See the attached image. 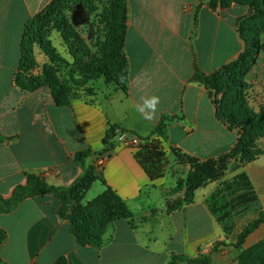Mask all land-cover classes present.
I'll use <instances>...</instances> for the list:
<instances>
[{
  "label": "crops",
  "instance_id": "obj_1",
  "mask_svg": "<svg viewBox=\"0 0 264 264\" xmlns=\"http://www.w3.org/2000/svg\"><path fill=\"white\" fill-rule=\"evenodd\" d=\"M56 1L0 0V198H10L31 175L45 176L53 186H72L84 173L77 155L91 152L85 165L95 166L93 182L81 203L111 188L132 217L114 221L101 247L80 245L59 214L56 197L28 198L13 212L0 214V227L8 234L0 245V264H56L60 259L66 264H170L173 256L200 255L209 256L211 264H240L241 255L264 240V223L241 247L221 245L233 235L225 226L237 229L244 223L232 216L221 224L211 212L207 200L222 184L199 188L194 202L175 212L167 209L185 198L190 169L175 160L173 150L206 162L236 144L238 135L219 119L208 88L194 79L212 76L244 52L241 30L252 16L250 7L222 6L219 0H128L127 90L112 99H77L62 107L47 88L29 92L17 83L27 24ZM153 95L160 97L157 118L147 121L136 106ZM163 121L169 165L162 178L152 180L133 149L115 140L106 149L112 127L116 135L125 131L148 138ZM259 142L264 147V138ZM102 152L106 162L97 167ZM240 172L249 176L264 208V154L241 165ZM243 205L231 202L234 210Z\"/></svg>",
  "mask_w": 264,
  "mask_h": 264
},
{
  "label": "trees",
  "instance_id": "obj_2",
  "mask_svg": "<svg viewBox=\"0 0 264 264\" xmlns=\"http://www.w3.org/2000/svg\"><path fill=\"white\" fill-rule=\"evenodd\" d=\"M72 0H57L49 8L31 19L28 24L24 35V41L22 45V62L19 75L17 76V83L26 91L32 92L38 89L47 88L57 105L66 107L70 106L72 101L81 99L82 95L79 94L75 88L76 85L83 82L74 74V63L66 60L53 46L48 35L43 34L41 37L33 38L31 36V30H49L52 18L57 16L62 6L67 5ZM116 4L113 5L115 22L120 23V7ZM222 6H228L232 2L239 3L250 7L252 16L243 24L241 33L246 41V48L240 55L238 60L231 63L223 70L213 74L212 76L199 75L195 77V81L206 85L211 97L213 98L212 91L216 87L221 78L229 75L232 69L238 68L241 77L247 75L250 67L256 62V56L260 50V35L264 30V1L263 0H219ZM61 15H58L60 17ZM41 22V24H39ZM124 23V22H123ZM122 24V23H121ZM66 35L69 39L72 33V27L65 19V28H56ZM55 30V28H54ZM124 35L120 43H117L114 39H110L108 50L110 56H115L119 52L126 58L124 51L126 27L123 25ZM35 44H38L39 48L48 57L49 61L43 68L42 73L38 76H28L27 72L34 63L33 49ZM77 52L76 46H71V55L75 56ZM33 56V58H32ZM127 61V59H126ZM30 64V65H29ZM242 90L240 88H233L232 101L229 104L218 103L213 99L217 106L218 117L229 126V129L233 130L238 116L241 120L239 123L245 125L244 133L250 132L253 128H258L259 132L264 130V118L258 116L257 118L249 110L246 111L244 103H239V97ZM238 95V96H237ZM116 128L112 127L107 135L105 144L106 149H109L112 145V141L116 142ZM242 133V134H244ZM147 140L146 144H142L139 150L136 152V159L140 165L144 168L146 173L152 180L162 178L166 173L167 167V155L164 151L163 142L167 141V124L163 121L153 132V135L148 138H142ZM256 141L253 138L239 136V140L236 149H233L229 154L221 156L216 160H209L201 162L198 159L190 158L185 155L191 163L192 171L189 174V178L186 182L187 190L191 187L190 191L186 193L185 198L178 203L169 205L168 213L175 212L181 209L183 206L194 202L195 192L201 188V171L204 169L209 173L214 172L217 166L224 164L227 158L234 157L235 151L239 148L237 154H242V161L246 164L254 161L259 155L264 154L263 151L255 152L253 145ZM174 153H178L173 150ZM91 152H83L78 154L76 159L83 166L84 173L78 179V181L70 187H57L47 183L45 176H28L25 185H20L15 188L13 194L8 199L0 198V214L11 213L19 207V205L28 198L42 197L52 195L56 197L60 203L61 208L59 214L65 217L69 222V227L72 234L77 239L80 245H91L95 247H101L104 244L105 229L108 224L113 223L116 220H129L132 216L128 209L127 203L121 199L111 188H108L103 194L98 196L87 205L81 203L83 193L93 182V173L95 170L94 165L86 167L85 160L90 156ZM252 154V157L249 155ZM248 155L247 157H245ZM105 156V154L98 153V157ZM215 165L216 168L212 166ZM197 176V178H196ZM206 177L211 179L215 176L212 174H206ZM197 180V182H196ZM182 188V184L179 185L176 191ZM223 190V191H221ZM219 190L213 197L207 200V203L211 207L213 215L217 216L219 223H225L229 221L232 216L238 220V224L243 223L237 229L235 226L230 228H224L225 232L230 233L233 231L231 241L228 243H221V245H233L235 247H241L245 240L254 233L259 226L264 223V208L261 206L257 197L253 191V184L249 176L245 172L238 173L231 180L224 181L222 183V189ZM226 193V195H224ZM238 193H243L245 196L244 205L234 210L231 206V201L227 200L228 197H232ZM79 199L80 203L75 209L68 213L69 206L74 205V200ZM223 203V205L221 204ZM99 216V217H98ZM102 218L98 221V218ZM8 239V234L0 227V245ZM216 249V248H215ZM211 264L209 256L200 255L197 258H187L184 256H173L170 264ZM56 264H66L63 259H60ZM240 264H264V240L260 241L247 251H245L240 257Z\"/></svg>",
  "mask_w": 264,
  "mask_h": 264
},
{
  "label": "rangeland",
  "instance_id": "obj_3",
  "mask_svg": "<svg viewBox=\"0 0 264 264\" xmlns=\"http://www.w3.org/2000/svg\"><path fill=\"white\" fill-rule=\"evenodd\" d=\"M115 2L116 0H72L67 5L61 7L58 13V15H61L60 17L57 15L52 18L54 21H51L49 30H31V36L35 38L34 41H36V37H41L43 34L48 35L56 50L66 60L74 63V74L80 82L83 81L75 86L77 92L82 95L81 99L90 101L112 99L127 90L129 76L126 58L120 52L115 56H110L108 50L110 39L112 38L117 43H120L125 32L122 30L123 25L126 27V32L128 28V0L117 1L120 7L121 21L119 24L117 21L115 22L114 17L113 5L116 4ZM65 19L73 28V35H70L69 39L63 32L56 29L59 27L65 28ZM72 45L78 49L77 52L74 50L75 56L71 55ZM259 46V54L255 55L256 62L250 67L247 75L241 77L238 68L232 69L229 75L220 79L213 89L212 95L213 99L219 104H230L233 88H240L242 92L238 102L241 104L243 102L246 111L249 110L256 118L258 116H263L264 118V30L260 35ZM33 50L34 58L33 56L32 58L34 63L27 72L28 76H38L49 61L38 44H35ZM238 119L233 128V131L238 135L236 136V144L233 149H236L239 136L244 135L248 137L249 135L250 138L256 141L253 145L255 152L263 151L264 147H261L259 141L264 138V130L259 132L258 128H253L250 132L244 133L243 128L247 124L243 125L239 123L241 120L240 115ZM223 123L229 128L225 121ZM238 151L241 150L238 148L235 151L234 157L227 158L224 166L218 165L217 169H214V172L209 173L203 169L200 180L201 188L207 189L208 187H213L220 189L224 181L231 180L240 173V166L244 162L242 161V154H237ZM249 156L252 157V154ZM175 160L180 165L189 166L190 169L185 174L184 180L187 182L189 174L192 171L191 163L180 153H175ZM168 165L169 162L167 160ZM212 167L216 168L215 165ZM206 174H212L215 177L209 179L206 177ZM190 189L191 187L188 188L186 193ZM245 196L247 195L242 193L233 196V198L229 197L228 200L234 206H239L245 203ZM79 203V199L74 200V205L72 207L69 206L67 209L68 213L75 209ZM101 220V217L98 218V221ZM111 225L112 223L107 225L106 232L110 230Z\"/></svg>",
  "mask_w": 264,
  "mask_h": 264
},
{
  "label": "built area",
  "instance_id": "obj_4",
  "mask_svg": "<svg viewBox=\"0 0 264 264\" xmlns=\"http://www.w3.org/2000/svg\"><path fill=\"white\" fill-rule=\"evenodd\" d=\"M116 142L125 147L133 149L135 152L139 150L140 145L146 144L148 141L128 132L121 131L116 135ZM136 154V153H135ZM106 162V156L98 157L96 166L102 167Z\"/></svg>",
  "mask_w": 264,
  "mask_h": 264
},
{
  "label": "clouds",
  "instance_id": "obj_5",
  "mask_svg": "<svg viewBox=\"0 0 264 264\" xmlns=\"http://www.w3.org/2000/svg\"><path fill=\"white\" fill-rule=\"evenodd\" d=\"M143 103L136 106V111L141 115L144 120H155L156 113L158 111V105L160 104L159 96H151L148 98H142Z\"/></svg>",
  "mask_w": 264,
  "mask_h": 264
}]
</instances>
